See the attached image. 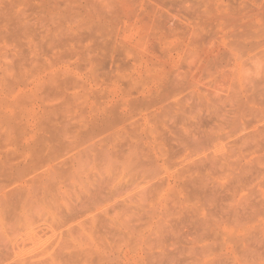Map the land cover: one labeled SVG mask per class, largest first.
<instances>
[{"label": "rangeland", "instance_id": "374dc122", "mask_svg": "<svg viewBox=\"0 0 264 264\" xmlns=\"http://www.w3.org/2000/svg\"><path fill=\"white\" fill-rule=\"evenodd\" d=\"M116 1L0 0V264H225L264 232V139L247 136L264 130V0ZM213 112L221 125L198 139Z\"/></svg>", "mask_w": 264, "mask_h": 264}, {"label": "bare ground", "instance_id": "6f19581e", "mask_svg": "<svg viewBox=\"0 0 264 264\" xmlns=\"http://www.w3.org/2000/svg\"><path fill=\"white\" fill-rule=\"evenodd\" d=\"M187 1H188V0H187ZM207 1H208V0H207ZM116 2H117L118 4H120L122 1L119 0V1H116ZM170 2H172V1H170ZM180 2H181V1H180ZM182 2H183V0H182ZM184 2H186V1H184ZM190 2H191V1H190ZM205 2H206V1H205ZM205 2H204V3H205ZM208 2H209V1H208ZM210 2H211V0H210ZM176 5H178V3H177ZM205 5H206V4H205ZM208 5H210V4H208ZM208 5H207V8H208ZM236 5H237V4H236ZM170 6H171V5H170ZM211 6H212V4H211ZM241 6H242V5H241ZM176 7H178V6H176ZM179 7H180V6H179ZM245 7H246V6H245ZM216 8H217V7H216ZM235 8H237V7H235ZM243 8H244V7H242V9H243ZM248 8H249V6H248ZM210 9H211V8H210ZM218 9H219V8H218ZM237 9H238V8H237ZM262 9H263V8H262ZM239 10H240V9H239ZM248 10H249V9H248ZM260 10H261V9H260ZM167 11H168V10H167ZM171 11H172V10H171ZM216 11H217V10H216ZM243 11H245V10H243ZM259 12H260V11H259ZM261 12L264 13V10L261 11ZM220 13H221V11H220ZM160 14H161V13H160ZM209 15H211V13H210ZM209 15H208V13H207V14L205 15V18H206V16L209 17ZM213 15H214V14H213ZM221 15H222V14H221ZM159 16H161V15H159ZM203 16H204V15H203ZM258 16H259V15H258ZM262 16H263V15H261V17H262ZM161 17H162V16H161ZM163 17H164V16H163ZM167 17H168V16H167ZM216 17H217V16H216ZM221 17L223 18V16H221ZM253 17H255V16H253ZM259 17H260V16H259ZM263 17H264V16H263ZM200 18L202 19L203 17L198 16V19H200ZM210 18H211V16L209 17V19H210ZM212 18H213V17H212ZM214 18H215V17H214ZM214 18H213V20H214V21H217V20H216L217 18H216V19H214ZM218 18H220V16H219ZM225 18H226V17H225ZM225 18H224V19H225ZM236 18H237V17H236ZM209 19H208V20H209ZM220 19H221V18H220ZM210 20H211V19H210ZM213 20H212V21H213ZM227 20H228V19H227ZM255 20H256V19H255ZM252 21H253V20H252ZM248 22H250V20H248ZM257 22H258V21H257ZM246 23H247V21H246ZM253 23H254V22H253ZM253 23H252V24H253ZM209 25H210V24H209ZM197 26H198V25H197ZM248 26H249V25H248ZM247 28H249V27H247ZM164 29H165V28H164ZM248 30H249V29H248ZM247 32H248V31H247ZM249 32H250V30H249ZM196 33H198V32H195V34H196ZM243 33H244V32H242V34H243ZM205 34H206V33H205ZM205 34H203V35L201 34V35H200L201 37H200L199 39H202V40H201L202 42H201L200 40H199L198 42L196 41L197 43L201 42V43H199V45L201 46V50L204 49V47H203V46H204L203 41H206V40H205V37H204ZM242 34L239 35V37H241ZM248 34H250V33H248ZM202 36L204 37V40H203V37H202ZM198 37H199V36H198ZM198 37H197V38H198ZM207 37H208V36H207ZM242 37H243V36H242ZM192 39H193V38H192ZM237 39H238V37H237ZM193 40H194V39H193ZM193 40H191V38H190V41H193ZM243 40H244V38H243ZM194 41H195V40H194ZM193 43H194V42H193ZM206 43H207V42H206ZM201 44H203V46H202ZM190 45H191V44H190ZM206 45H207V44H206ZM108 46H109V45H108ZM197 47H198V46H197ZM195 48H196V47H194V49H195ZM199 49H200V47H199ZM211 50H212V49H211ZM229 50H230V49H229ZM110 51H111V50H110ZM203 51H204V50H203ZM217 51H218V50H217ZM214 52H216V51H214ZM200 53H201V52H200ZM216 53H217V52H216ZM216 53H214V54H216ZM223 53L225 54L223 57H225V56L227 57V54H228V53L224 51V52H222L221 54L223 55ZM226 53H227V54H226ZM217 54H218V53H217ZM217 54H216V55H217ZM221 54H219V55H220L221 58H223V57L221 56ZM197 55H199V54H197ZM216 55H215V57H216ZM109 56H110V55H109ZM108 58H109V57H108ZM108 58H107V59H108ZM210 58H211V57H210ZM210 58L207 59L208 62H206V63H207V65H206V69H207L208 65H209V66L211 65V66H212V69L214 70V68H213V63L215 64L216 62H214V60H209ZM198 59H199V57H198ZM203 59H204V58H203ZM211 59H212V58H211ZM224 59L226 60L227 58H223V61H225ZM207 60H206V61H207ZM216 60H219V56H218V59H216ZM221 60H222V59H221ZM210 61H211V62H210ZM212 61H213V62H212ZM209 62H210V63H209ZM217 62H218V61H217ZM219 62H220L219 64H221V61H219ZM225 62H228V59H227ZM203 63H204V62H203ZM105 64H106V63H105ZM110 64H111V63H110ZM110 64H107V65H108V68L111 66ZM216 64H217V63H216ZM229 64H230L229 62L226 63V64H225V67L228 66ZM107 65H105L104 67H107ZM201 65H202V63H201ZM203 65H204V64H203ZM217 65H218V64H217ZM114 66H115V64H114ZM181 66H182V64H181ZM223 66H224V65H223ZM223 66H220V67L225 68V67H223ZM116 67H117V66H116ZM204 67H205V65L203 66V70L206 71V69H204ZM215 67H216V69L218 70L217 66H215ZM180 68H182V67H180ZM210 68H211V67H210ZM210 68H208V70H209ZM109 69H110V68H109ZM117 69H118V68H117ZM219 69H220V68H219ZM189 70H190V69H189ZM191 70H192V69H191ZM191 70H190V72H191ZM196 70H197V69H196ZM200 70H201V69H200ZM208 70H207V73L210 71V70H209V71H208ZM217 70H216V71H217ZM160 71H161V70H160ZM201 71H202V70H201ZM205 71H204V72H205ZM211 71H212V70H211ZM216 71L214 70L213 73L216 72ZM220 71H221V70H220ZM190 72H189V73H190ZM217 72H218V71H217ZM217 72H216V73H217ZM232 72H233V71H232ZM234 72H235V71H234ZM234 72H233V74H234ZM240 72H241V71H240ZM158 73H159V72H158ZM170 73H171V72H170ZM185 73H186V72H185ZM213 73H212V74H213ZM222 74H223V73H222ZM184 75H185V74H184ZM187 75H188V74H187ZM209 75H210V73H209ZM225 75H226V74H225ZM228 75H229V74H228ZM235 75H236V74H235ZM235 75H233V76H235ZM158 76H159V74H158ZM223 76H224V75H223ZM237 76H238V75H237ZM169 78H170V77H169ZM221 78H222V77H221ZM228 78H229V77H228ZM237 78H238V77H237ZM240 78H241V77H240ZM240 78H238V79H240ZM242 78H243V77H242ZM157 79H158V78H157ZM167 79H168V78H167ZM170 79H171V78H170ZM181 79H183V78H181ZM195 79H196V77H195ZM195 79H194V80H195ZM232 79H234V77H233ZM158 80H159V79H158ZM171 80H172V79H171ZM198 80H199V79H198ZM217 80H219V79H217ZM241 80H242V79H241ZM156 81H157V80H156ZM195 81H196V80H195ZM219 81H220V80H219ZM234 81H235V80H234ZM234 81H232V82L234 83ZM252 81H254V80H251V82H252ZM262 81H263V80H262ZM113 82L116 83L115 80H113ZM177 82H179V81H177ZM258 82H259V80H258ZM167 83H168V87L166 86L167 89H166V88H164V89H166V90H170L169 88H170L172 85H169V84H170V81H169V82L167 81ZM256 83H257V81H256ZM127 84H128V82H127ZM155 84H156V83H155ZM220 84H221V83H220ZM231 84H232V83L230 82V85H231ZM262 84H263V83H262ZM165 85H166V83H165ZM184 85H185V84H184ZM184 85H182V87H183ZM194 85H195V84H194ZM230 85H229V86H230ZM233 85H234V84H233ZM233 85H232V89H236V88H233ZM256 85H258V84H256ZM163 86H164V85H163ZM185 86H186V85H185ZM185 86H184L183 88H185ZM190 86H192V85H190ZM258 86H260V85H258ZM153 87H154V86H153ZM176 87H177V86H176ZM230 87H231V86H230ZM247 87H248V86H247ZM249 87H252V85L249 86ZM261 87H262V86H261ZM177 88H178V87H177ZM256 88H257V87H256ZM152 89H153V88H152ZM173 89H175V88H173ZM247 89H249V88H247ZM250 89H251V88H250ZM259 89H260V88H259ZM261 89H262V88H261ZM171 90H172V89H171ZM214 90H216V89H214ZM253 90H254V89H253ZM262 90H263V89H262ZM154 91H155V90H154ZM172 91H173V90H172ZM232 91H235V90H232ZM232 91H231V93H232ZM248 91H250V90H248ZM257 91H258V90H257ZM259 91H260V90H259ZM259 91H258V92H259ZM176 92H177V91H176ZM178 92H179V91H178ZM207 92H208V91H207ZM237 92H238V91H237ZM253 92H254V91H253ZM261 92H262V91H261ZM165 93H166V92H165ZM229 93H230V92H229ZM233 93H234V92H233ZM238 93H240V92H238ZM238 93L235 92L234 95H232V94H231V95H232L234 98H236V96L238 95L237 99L239 98V99H238L239 101L236 100V99H235V100L237 101V104H238V102H239L240 105H241V104L243 105L244 103H241V101H242L244 98H246V97H244L243 99H240V98H242V97H239V94H238ZM248 93L250 94V93H252V92H248ZM254 93H255V92H254ZM203 94H204V93H203ZM236 94H237V95H236ZM260 94H261V93H260ZM260 94H257V95H260ZM168 95H170V94H168ZM204 95L207 96V94H204ZM208 95H209V94H208ZM217 95H218V94H217ZM250 95H251V94H250ZM205 96H203V97H205ZM232 96H230L231 100H232ZM241 96H242V95H241ZM211 97H212V96H211ZM250 97H251V98H252V97L254 98V97H258V96H254V94H253V95L250 96ZM250 97H249V98H250ZM132 98H133V97H132ZM162 98H163V97H162ZM164 98H166L165 95H164ZM169 98H170V97H169ZM169 98H168V99H169ZM197 98H198V97H197ZM205 98H206V97H205ZM208 98H209V96H208ZM226 98H227V97H226ZM226 98H225V99H226ZM247 98H248V97H247ZM203 99H204V98H203ZM194 100L196 101V98H195ZM208 100H209V99H208ZM208 100H207V101H208ZM211 100H212V99H211ZM211 100H210V101H211ZM226 100H227V99H226ZM229 100H230V99H229ZM233 100H234V99H233ZM235 100L232 102V106H233V107L236 106V105H235V106L233 105V103H235ZM240 100H241V101H240ZM248 100H250V99H248ZM160 101H161V100H159V102H160ZM162 101H164V100L162 99ZM198 101H199V100H198ZM251 101H252V100H251ZM178 102H179V100L176 98L175 103L178 104ZM180 102H181V101H180ZM203 102H204V101H202V102H200V103H203ZM205 102H206V101H205ZM208 102H209V101H208ZM208 102H206V103H208ZM246 102H247V101H246ZM246 102H245V103H246ZM181 103H182V102H181ZM247 103H248V102H247ZM247 103H246V104H247ZM126 104H127V103H126ZM129 104H130V103H129ZM129 104H128V106H130ZM151 104H153V103L151 102ZM184 104H185V103H184ZM187 104H188V103H187ZM187 104H186V105H187ZM203 104H204V103H203ZM235 104H236V103H235ZM133 105H134V102H133ZM137 105H139V104H137ZM141 105H144V104H141ZM141 105H140V107H141ZM168 105H169V104H168ZM178 105H179V104H178ZM181 105H182V104H181ZM208 105H210V104H207V107H208ZM244 105H245V104H244ZM131 106H132V105H131ZM146 106H147V105H146ZM179 106H180V105H179ZM210 106H211V105H210ZM224 106H225V105H224ZM232 106H231V107H232ZM138 107H139V106H136L137 109H138ZM140 107H139V108H140ZM181 107H182V106H181ZM211 107H212V106H211ZM214 107H215V106H214ZM236 107H237V106H236ZM178 108H179V107H178ZM178 108H177V109H178ZM184 108H185V107H184ZM184 108H183V109H184ZM208 108H209V107H208ZM216 108H217V106L215 107V109H216ZM223 108H225V107H223ZM228 108H229V107H228ZM237 108H238V109H241L242 107H239V106H238ZM187 109H188V108H187ZM116 110H117V109H116ZM211 110L213 111L214 109H211ZM217 110H219V108H218ZM217 110H216V111H217ZM107 111H108V109H107ZM111 111H112V110H111ZM113 111H115V110H113ZM113 111H112V112H113ZM219 111H220L221 113H223V111H222L221 109H220ZM236 111H237V112H235V109H234L233 112L238 114V110H237V109H236ZM104 112H105V111H104ZM108 112H109V111H108ZM209 112H210V111H209ZM214 112H215V110H214ZM214 112L211 113V114H209L208 121H206V120H205L206 118L204 117V118H205V119H204L205 122H204V120H201V121H203V122H200V125L197 123V126L199 125V126H198V127H199L198 129H201V132H196V133H194V134H195V135H198V136L200 135V137H199L198 139H200V138L202 137V135H206L207 132H209V131H208L209 129L213 130L214 128H217L216 126H218L217 123H218V117H220V116H219L220 114L218 115L219 112H218V113H217V112L214 113ZM226 112H227V111H226ZM231 112H232V109H231ZM110 113H111V112H109V114H110ZM241 113H242V112H241ZM241 113H240V114H241ZM106 114H107V113H106ZM109 114H108V116H109ZM113 114L115 115L114 112H113ZM113 114H111V116H112ZM164 114H165V116L167 117L168 112L165 111ZM223 114H224V113H223ZM227 114H228V113H227ZM227 114H226V115H227ZM240 114H239V115H240ZM114 115H113V116H114ZM161 115L164 117L163 114H161ZM161 115H159V116H161ZM114 117H115V116H114ZM206 117H207V116H206ZM164 118H165V117H164ZM199 118L202 119V117H199ZM233 118H234V117H233ZM196 119H197V118H196ZM229 119H230V118H229ZM193 120H194V119H193ZM199 121H200V120H199ZM213 121H216V123L213 122ZM220 121H224V120L219 119V122H220ZM231 121H232V120H231ZM197 122H198V121H197ZM211 122H212V124H211L212 126H211V127H209V126L206 127V126H207L209 123H211ZM201 123H202V124H201ZM220 125H221V124H220ZM220 125H219V126H220ZM200 126H202V127H200ZM219 126H218V127H219ZM234 126H235V125H234ZM185 127L188 129V127H187L186 125H185ZM189 127H190V126H189ZM213 127H214V128H213ZM221 128H222V126H221ZM242 128H243V127H242ZM245 128H247V127H245ZM237 129H238V128H237ZM263 129H264V128H263ZM189 130H190V128H189L188 130H186V131H187L186 134H189V132H188ZM217 130H218V129H217ZM217 130H216V131H217ZM219 130H220V129H219ZM219 130H218V131H219ZM244 130H245V129H244ZM154 131H155V130H154ZM157 131H158V130H157ZM162 131H163V130H162ZM173 131H174V130H173ZM173 131H172V132H173ZM183 131H185V130L183 129ZM159 132H160V130H159ZM175 132H176V131H175ZM177 132H178V130H177ZM213 132H215V130H214ZM155 133H156V132H155ZM155 133L152 132L151 138L153 139V141H158L157 143H158L159 146L162 148L164 155H166V154L168 153V151H167V144H166V142H165V140H164V139H166V138H164V137H166V136H164L165 134L162 135V133H159V134H161V135L163 136V138H164V139H163V138L161 137V135H159V137L153 135V134H155ZM173 133H174V132H173ZM215 133H217V132H215ZM230 133H231V132H230ZM150 134H151V131H150ZM150 134H149V135H150ZM175 134H176V133H175ZM182 134H183V133H182ZM190 134H191V133H190ZM211 134H212V133H211ZM173 135H174V134H173ZM177 135H178V133H177ZM183 135L185 136V134H183ZM212 135H213V134H212ZM212 135H211V136H212ZM230 135H231V134H230ZM248 135H249V136H248ZM152 136H153V137H152ZM247 136L251 138V140L248 139L249 142H251L254 146L260 148L262 142L264 141V140L262 141V139H264V137H263V136H264V130L262 131V129H261V130L257 129V131H255V132H252V133H250V134L247 133ZM247 136H245L246 139H247ZM174 137H175V135H174ZM239 137H240V136H239ZM245 137H244L243 139H245ZM261 137H262V138H261ZM149 138H150V137H149ZM176 138H179V137H176ZM180 138H182L181 135H180ZM240 138H241V137H240ZM146 139H147V138H146ZM174 139H175V138H174ZM238 139H239V138H238ZM181 140H182V141H181ZM239 140H240V139H239ZM239 140H238V141H239ZM176 141H179V140H176ZM180 141L183 143V138L180 139ZM184 141H186V139H185ZM233 141H234V140H233ZM246 141H247V140H246ZM261 141H262V142H261ZM235 142H236V141H235ZM235 142H234V143H235ZM240 142H241L240 144H242L243 141H240ZM244 142H245V140H244ZM187 143H188V142H187ZM187 143H186V144H187ZM168 145H169V143H168ZM180 145H181V144H180ZM184 146H185V144H184ZM169 148H171V146H170ZM233 148L235 149V148H237V147H233ZM168 154H169V153H168ZM231 155H232V154H231ZM233 156H234V155H232V157H233ZM226 157H227V154H226V156H225L224 158H226ZM228 157H229V156H228ZM228 157H227V158H228ZM208 159H209V158H208ZM229 159H230V158H228V160H229ZM199 160H201V159H199ZM215 160H216V159H215ZM228 160H225L224 163H223V161H222L223 165H225L226 163H228ZM194 161H195V160H194ZM197 161H198V160H197ZM213 161H214V160H213ZM200 162H201V161H200ZM200 162H198V163H200ZM59 164H60L62 167H64V166L67 165L66 162H65V164H64V162H63V164H62V162L59 163ZM193 164H194V163H193ZM196 164H197V162H196ZM228 164H230V161H229ZM60 165H59V166H60ZM71 165H72V166L70 167V169H71V168L75 169V164L72 163ZM194 165H195V164H194ZM200 165H202V164H200ZM61 166H60V168H61ZM188 166H189V165H188ZM207 167H208V166H207ZM209 167H211V164H210ZM200 168H201V167H200ZM246 170H247V169H245L244 172H245ZM201 171H202V169L200 170L199 168H198V169H194V170H192V169H189V167H188V169H186L184 172L187 173V174H186V178H187V180H188L189 182H195V181L198 179V177H199ZM249 173H250V171H249ZM249 173H248V174H249ZM38 174H39V176H37V174H36V176H33L34 179H36V180H35L36 182H41V181H42V180L48 175L47 172H45V173H38ZM40 174H42V175H40ZM250 174H251V173H250ZM33 175H35V173H34ZM35 177H36V178H35ZM239 177H240V176H239ZM249 177H251V176H249ZM252 178H253V177H252ZM32 179H33V178H32ZM240 179H241V180L244 179V176L242 175V177H241ZM246 179H247V178H246ZM246 179H245V180H246ZM31 181H32V180H31ZM33 181H34V180H33ZM103 186H104V185H103ZM103 186H102V187H103ZM102 187H101V188H102ZM99 188H100V187H99ZM106 188H107V187H106ZM20 189H21V188H17V189L14 190L13 192H11V193L9 194L8 197H6L7 195H6V196L4 195V196H3V200H4L5 202L8 201V200H11L12 198H14V196H16V195L19 193ZM104 189H105V188H104ZM108 189H109V188H108ZM11 191H12V190H11ZM94 191H98V190H94ZM102 191H103V189H102ZM108 191H109V190H108ZM111 191H112V190H111ZM214 191L216 192L217 190L213 189V187H211V186H208V185L203 186V192H206V193L209 192V193H211V194L214 196V194H215ZM88 192H89V191H88ZM88 192L86 193V196H88L90 193H92V191H91L89 194H88ZM100 192H101V189H100ZM104 192L107 193L106 191H104ZM94 193H95V192H94ZM97 193H99V192H97ZM97 193H96V194H97ZM82 194H83V193H82ZM96 194L94 195L95 197H97ZM103 194H104V193H103ZM108 194H109V193H107V195H108ZM216 194H217V193H216ZM97 195H98V194H97ZM99 195H100V193H99ZM105 195H106V194H105ZM75 196H76V195H75ZM80 196H81V195H80ZM86 196H85V197H86ZM78 197H79V194H78ZM83 197H84V196H83ZM90 197H93V195L90 196ZM103 197H104V196H103ZM111 197H112V196H111ZM111 197H108V198H111ZM214 197H216V196H214ZM104 198H105V197H104ZM104 198H103V199H104ZM112 198H113V197H112ZM82 199H83V198H82ZM87 199L89 200V197H87ZM87 199L85 198V199H83V200H87ZM94 199H95V198H94ZM97 199H98V198H97ZM97 199H96V200H97ZM213 199H214V198H213ZM215 200H216V199H215ZM79 201H80V199H79ZM108 201H109V200H108ZM213 201H214V200H213ZM250 201H251V200H250ZM252 201H253V200H252ZM214 202H215V201H214ZM216 202H217V200H216ZM124 203H125V200H124ZM124 203H120V205H122V207H123V206L125 205ZM117 204H118V203H117ZM117 204H116V205H117ZM126 204H127V202H126ZM257 204H258V203L248 202V206H249V207H255ZM113 207H114V206H113ZM120 207H121V206H120ZM120 207H119V208H120ZM124 208H125V207H124ZM68 209H69V208H68ZM70 209H71V208H70ZM110 209H111V208H110ZM112 209H115V208H112ZM66 210H67V207H66ZM119 210H121V209H119ZM123 210H124V209H123ZM69 211H70V210H69ZM60 212H61V211H60ZM70 212H72V211H70ZM73 212H74V211H73ZM62 213H63V212H62ZM68 213H69V212H68ZM251 213H252V211L250 212V215H251ZM74 214H75V213H74ZM64 215H65V214H64ZM64 215H63V216H64ZM67 216H68V215H67ZM188 217H189V216H188ZM188 217H182V220H181V221H182V222H185V223H187V224H189L190 226H192V227L194 228V227L197 225V223H196L192 218H190V219H186V218H188ZM62 222H64V219H63ZM126 222H127L128 225H129V222H128V221H126ZM126 222H125V223H126ZM127 223H126V224H127ZM121 226H123V227L125 226L124 222H123V224H122V223L120 224V227H121ZM126 227H127V226H126ZM131 227H132V226H131ZM128 228L130 229V227H128ZM122 229H123V228H122ZM124 229H125V228H124ZM124 229H123V230H124ZM111 230H112V229H111ZM123 230H122V231H123ZM131 230H132V229H130L129 231H131ZM182 230H183V234H186V231H185L184 227L182 228ZM120 231H121V230H119L118 232L120 233ZM124 231H125V230H124ZM129 231H128V232H129ZM111 232H114V231H111ZM115 232H116V231H115ZM118 232H117V233H118ZM126 232H127V230H126ZM128 232H127V233H128ZM132 232H133V230L131 231V233H132ZM117 233H116V234H117ZM119 233H118V236L120 235V237L125 238V237L123 236V235H124V234H123L124 232L122 233L123 235H122L121 233H120V234H119ZM121 235H122V236H121ZM125 235H126V234H125ZM127 235H130V234L128 233ZM127 235H126V237H127ZM225 241H227V240H224V242H225ZM232 242H233V241H232ZM234 242H235V238H234ZM234 242H233V243H234ZM237 242H238V244L236 245L237 247H236L234 244H232V243L230 242V243L232 244V246L234 245V248H235V247H236V248L233 249L234 251L232 250L233 252L231 251L232 254H233V257H231V260L229 259L230 262H228V260H227L228 264H230L231 262H232L233 264H237V263H236V262H238V257L236 256L237 251H240V252L246 254V255H243V256H242V258L244 259V260H243V261H244L243 264H255V259H256V256H257V255L255 254V252H256L257 250H264V232H263L260 236H258V237L255 236L254 238H253V237H250V236H249V237L247 236V238H245V239H244V238H240V239H239V237H238V238H237ZM230 243H229V244H230ZM253 243H256V244L254 245L255 250L252 251V252H248V251H247L248 247H249L251 244H253ZM226 244H228V243H226ZM224 245H225V244H224ZM58 246H59V245H58ZM60 246L62 247V245H60ZM222 246H223V245H222ZM223 247L225 248L226 245L223 246ZM227 247H228V245H227ZM59 248H60V247H59ZM228 248H229V247H228ZM232 248H233V247H232ZM232 248H231V249H232ZM56 250H57V249H56ZM58 250H60V249H58ZM58 250H57V251H58ZM69 254H70V253H69ZM178 256H179L178 254H177V256H175L174 254H169V255H167V257H166L165 259H163L162 264H164V262L166 263L167 261H168V262H169V261H174L175 264H180V263L183 261V259L178 258ZM226 257H228V256H226ZM77 259H78V258H77ZM225 259H226V258H225ZM218 261H219V260H218ZM225 261H226V260H225ZM225 261H224V262H225ZM21 262H22V261H21ZM21 262H20V263H21ZM38 262H39V261H38ZM38 262L36 261V263H38ZM227 262H225V264H227ZM32 263H33V262H32ZM29 264H30V262H29ZM34 264H35V262H34ZM213 264H223V263H222V260H221V262H217V260H216L215 263H213Z\"/></svg>", "mask_w": 264, "mask_h": 264}]
</instances>
